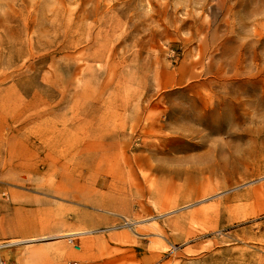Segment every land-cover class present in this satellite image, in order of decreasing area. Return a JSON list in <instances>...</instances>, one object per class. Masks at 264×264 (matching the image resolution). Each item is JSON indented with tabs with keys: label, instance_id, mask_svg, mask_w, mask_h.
I'll return each mask as SVG.
<instances>
[{
	"label": "rangeland",
	"instance_id": "obj_1",
	"mask_svg": "<svg viewBox=\"0 0 264 264\" xmlns=\"http://www.w3.org/2000/svg\"><path fill=\"white\" fill-rule=\"evenodd\" d=\"M1 184L115 264H264V0H0Z\"/></svg>",
	"mask_w": 264,
	"mask_h": 264
},
{
	"label": "crops",
	"instance_id": "obj_2",
	"mask_svg": "<svg viewBox=\"0 0 264 264\" xmlns=\"http://www.w3.org/2000/svg\"><path fill=\"white\" fill-rule=\"evenodd\" d=\"M61 198L47 188L32 190L0 185V242L21 243L13 244L11 258L0 256V264H115L116 257L100 253V246L95 244L97 236H81L96 223V212L85 208L84 193L82 205L78 196L72 223L66 220ZM9 205L11 212L6 209ZM71 233L78 237L74 248L61 240L64 234ZM123 258L127 261L126 255Z\"/></svg>",
	"mask_w": 264,
	"mask_h": 264
},
{
	"label": "bare ground",
	"instance_id": "obj_3",
	"mask_svg": "<svg viewBox=\"0 0 264 264\" xmlns=\"http://www.w3.org/2000/svg\"><path fill=\"white\" fill-rule=\"evenodd\" d=\"M18 244H21V243H14V245H18ZM5 246H3V245H0V249L1 248H4Z\"/></svg>",
	"mask_w": 264,
	"mask_h": 264
},
{
	"label": "built area",
	"instance_id": "obj_4",
	"mask_svg": "<svg viewBox=\"0 0 264 264\" xmlns=\"http://www.w3.org/2000/svg\"><path fill=\"white\" fill-rule=\"evenodd\" d=\"M7 247H9V246H5L4 248H7ZM2 264H8L7 262H2Z\"/></svg>",
	"mask_w": 264,
	"mask_h": 264
}]
</instances>
